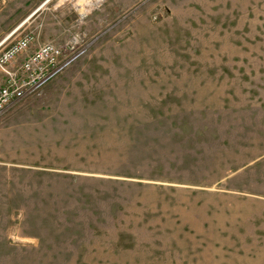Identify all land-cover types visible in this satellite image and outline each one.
I'll list each match as a JSON object with an SVG mask.
<instances>
[{"label": "rangeland", "instance_id": "374dc122", "mask_svg": "<svg viewBox=\"0 0 264 264\" xmlns=\"http://www.w3.org/2000/svg\"><path fill=\"white\" fill-rule=\"evenodd\" d=\"M27 32L80 54L0 119V264H264V0H0Z\"/></svg>", "mask_w": 264, "mask_h": 264}, {"label": "built area", "instance_id": "2783aa9c", "mask_svg": "<svg viewBox=\"0 0 264 264\" xmlns=\"http://www.w3.org/2000/svg\"><path fill=\"white\" fill-rule=\"evenodd\" d=\"M36 39L35 33L27 32L0 52V70L6 77L4 83L0 84V119L19 101L38 91L80 54L70 51L65 55V49L52 42L39 45L28 53ZM21 56H24L22 63L10 69Z\"/></svg>", "mask_w": 264, "mask_h": 264}]
</instances>
